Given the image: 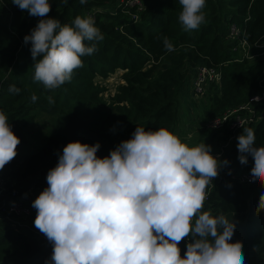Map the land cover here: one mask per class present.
<instances>
[{
	"label": "trees",
	"instance_id": "trees-1",
	"mask_svg": "<svg viewBox=\"0 0 264 264\" xmlns=\"http://www.w3.org/2000/svg\"><path fill=\"white\" fill-rule=\"evenodd\" d=\"M141 1L142 9L120 4V0H87L84 4L80 0H50L48 16L62 24L93 12L104 38L88 42L96 45V51L82 58L83 67L74 71L70 81L46 89L33 79L31 43L24 42L41 18L22 11L12 0H0V111L7 115L20 143L26 142V128L36 115L50 114L57 121L56 129L37 151L28 154L19 166L9 167L6 176L15 182L10 190H25L39 182L44 172L57 165L69 142L99 143L97 155L104 157L130 139L138 126L146 130L166 127L175 133L183 112L179 95L197 66L222 70L221 89L212 93L213 86L207 92L209 103L205 106H209H200L202 122L261 92L264 60L250 61L240 55L239 39H228L224 26L235 27L240 38L254 43L264 36V0H206L205 20L192 31H185L179 23V0ZM165 37L174 46L171 52L164 47ZM117 69L125 70V84L108 103L103 99L105 88L96 79ZM13 85L19 93L9 91ZM33 95L37 96L35 102ZM49 96L53 104H49ZM248 128L255 133V145L264 146V101L258 103L255 121ZM226 141L227 137L224 144ZM237 145L227 149L228 166L221 171L228 173L230 168L236 174L251 173L254 160L249 156L247 164H241ZM231 175L209 184L204 210L233 220L232 241L242 244L244 264H264V211L257 213L264 184H240L231 180ZM10 197V193L0 197V208ZM12 227L0 219V264H46L53 251L46 236L38 229L15 231ZM187 244L185 238L179 244L182 256Z\"/></svg>",
	"mask_w": 264,
	"mask_h": 264
},
{
	"label": "clouds",
	"instance_id": "clouds-1",
	"mask_svg": "<svg viewBox=\"0 0 264 264\" xmlns=\"http://www.w3.org/2000/svg\"><path fill=\"white\" fill-rule=\"evenodd\" d=\"M87 0H80L81 4ZM22 11L40 17L30 34L34 81L56 89L83 67L103 34L91 16L69 23L48 16L50 0H12ZM206 0H179V23L185 31L205 20ZM164 47L174 50L165 37ZM9 91L19 93L14 85ZM32 101L37 96L31 97ZM49 104L54 99L48 97ZM239 161L254 160L251 176L264 184V146L243 127ZM20 138L0 111V169L17 155ZM99 143L69 142L47 173V187L33 201L35 227L53 245L46 264H244L242 244L232 241L235 224L224 214L204 210L206 189L228 161L205 143L190 145L166 127L138 126L130 139L109 155H97ZM264 211V194L257 213ZM192 237L186 253L180 242Z\"/></svg>",
	"mask_w": 264,
	"mask_h": 264
},
{
	"label": "built area",
	"instance_id": "built-area-1",
	"mask_svg": "<svg viewBox=\"0 0 264 264\" xmlns=\"http://www.w3.org/2000/svg\"><path fill=\"white\" fill-rule=\"evenodd\" d=\"M120 4L131 7L138 6L139 9L143 8L141 0H120ZM88 15L94 18L93 12H88ZM227 37L233 42L239 39L238 48L240 55L245 59L250 61L264 60V36L255 40L254 43H251L248 38H240L239 30L232 27V33ZM213 85H217L218 89L222 87V70L220 67L208 65L197 66L188 83V92H186L187 86L182 95L188 98L192 95L193 100L202 99L207 95V92ZM261 101H264V81L261 92L251 96L248 102L229 108L224 114L205 122L203 126L212 132L230 134L229 141L236 140V136L243 132V127H249L255 121L256 108ZM228 144L229 142L224 144V147H227L226 145ZM11 165L12 162L10 161L3 169H0V197L8 193L12 196L0 208V219L7 220L16 231H20L22 228H30L31 231H36L37 228L35 227L34 221L37 211L32 207L33 201L37 198L36 194L28 189L22 190L20 188L10 190L11 186L15 184L13 180L6 176V172L10 169L9 167ZM228 173L226 175L232 174L230 176L231 180L237 179L236 181L240 184L249 185L256 183L252 180L251 173L236 174L230 168H228ZM46 176L47 172H44L40 178L41 185L38 189L39 192H42L48 186ZM208 198L209 195L206 194L205 202ZM13 221L16 222L13 223ZM185 239L187 242L190 241V237H185Z\"/></svg>",
	"mask_w": 264,
	"mask_h": 264
},
{
	"label": "rangeland",
	"instance_id": "rangeland-1",
	"mask_svg": "<svg viewBox=\"0 0 264 264\" xmlns=\"http://www.w3.org/2000/svg\"><path fill=\"white\" fill-rule=\"evenodd\" d=\"M224 27H226L228 32L227 36H229L232 33V26L225 25ZM124 71L125 70L123 69H117L114 72H111L107 77H97L96 81L105 88L103 99L106 102L109 103V98L116 94L119 86L125 84V80L123 79ZM213 86L214 89H211L212 93L215 91V88L217 89V85ZM188 88L189 86L187 87L186 92H188ZM179 98L181 112H183L180 114V119L177 122L175 134L178 135L182 141L190 145H196L199 143H205L209 145L213 155L217 156L221 161L226 160V155L228 152L227 149L231 148L238 142L237 138L241 133L236 136V140L229 141L230 134L220 133L218 136L214 137L211 130L204 128L203 125L205 122H202L199 116V109L200 106H205V103H209L208 95H205L202 99L193 100L192 95H190L188 98L187 96H183L182 93H180ZM207 106L209 105H206L205 107ZM56 124L57 121L55 120L54 116L50 114L40 113L36 115L35 120L26 128V142H21L20 145L18 144L17 146V155L11 160L12 165L19 166L24 162L28 154L37 151L47 136L53 132L54 129H56ZM225 137L228 138L225 144L229 142V144L226 145L227 147H224ZM226 166H228V163L221 168H226ZM226 174L227 173L222 172L220 169L219 175L214 179V183L216 182L218 184L219 180L226 176ZM38 184H41L40 181L35 184H31V187H29V190L34 192L36 197H38V195L41 193L38 191L40 188ZM258 184L262 186L261 183ZM15 222L16 221H13V223ZM13 228L14 227L11 229ZM13 230L16 231V229Z\"/></svg>",
	"mask_w": 264,
	"mask_h": 264
},
{
	"label": "bare ground",
	"instance_id": "bare-ground-1",
	"mask_svg": "<svg viewBox=\"0 0 264 264\" xmlns=\"http://www.w3.org/2000/svg\"><path fill=\"white\" fill-rule=\"evenodd\" d=\"M33 184H35V183H33ZM30 188H28V190H29Z\"/></svg>",
	"mask_w": 264,
	"mask_h": 264
}]
</instances>
